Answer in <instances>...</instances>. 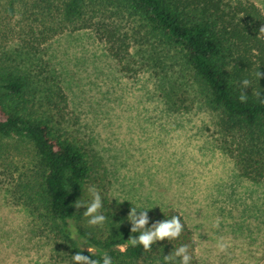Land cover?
Returning <instances> with one entry per match:
<instances>
[{
	"label": "trees",
	"instance_id": "trees-1",
	"mask_svg": "<svg viewBox=\"0 0 264 264\" xmlns=\"http://www.w3.org/2000/svg\"><path fill=\"white\" fill-rule=\"evenodd\" d=\"M104 8L101 10V8ZM121 11L138 16L163 51L179 48L190 72L188 84L179 83L164 69L165 57L149 56V67L160 69L161 98L172 111L187 109L195 92L215 114L220 147L238 175L252 183L264 181V14L250 0H0V159L16 166L6 190L42 228L51 253L71 263L77 252L112 264H164V256L188 245L190 264H196V241L182 215L173 208L155 209L110 199L109 187L100 184L106 217L91 226L77 209L76 195L85 179L97 175L85 142L70 128L71 108L63 80L48 58L45 45L66 30H90L119 65L130 57L128 38L104 19ZM71 27V28H70ZM124 67V66H123ZM127 67V66H125ZM170 75V76H168ZM179 79V78H178ZM250 84L242 88L241 82ZM244 91L248 99L241 102ZM190 107V106H189ZM71 117V118H70ZM99 162V161H98ZM100 164V162H99ZM134 208L147 211L146 228L173 216L184 225L176 239H164L145 251L128 245ZM124 247L125 250L121 251ZM88 248L91 252L88 251Z\"/></svg>",
	"mask_w": 264,
	"mask_h": 264
},
{
	"label": "rangeland",
	"instance_id": "rangeland-1",
	"mask_svg": "<svg viewBox=\"0 0 264 264\" xmlns=\"http://www.w3.org/2000/svg\"><path fill=\"white\" fill-rule=\"evenodd\" d=\"M250 1L264 14V0ZM108 11L95 21L104 19L128 38L124 65L90 30H66L45 45L69 97L70 128L94 156L91 164L99 165L94 178L104 175L111 200L177 210L193 232L196 264H264V181L238 175L221 150L215 114L195 92L187 109L172 111L163 102L166 70L190 85L180 49L163 51L132 12ZM156 53L165 57L163 72L146 64ZM15 175L16 166L0 159V264H71L53 257L42 228L6 197ZM101 182L85 179L76 199L90 203L89 188L100 193ZM221 239L229 245L225 252L217 249Z\"/></svg>",
	"mask_w": 264,
	"mask_h": 264
},
{
	"label": "clouds",
	"instance_id": "clouds-1",
	"mask_svg": "<svg viewBox=\"0 0 264 264\" xmlns=\"http://www.w3.org/2000/svg\"><path fill=\"white\" fill-rule=\"evenodd\" d=\"M259 35H264V26L259 29ZM256 76L261 79L264 78V72L258 71ZM250 84V81L244 79L241 82L242 88H247ZM255 96L260 100V103L264 104V95H261L260 92H256ZM248 99L247 94L244 91L241 92L239 96V100L243 103ZM89 192L92 196V200L90 203H81L80 200H77L75 203V207L79 209L80 207H85L86 211H84L83 215L88 217V224L91 226L102 225L106 217L103 214H99L98 210L102 207L101 196L95 189V187L89 188ZM128 220L131 222V232H139L138 236H130L128 241V245L132 247H136L138 245H142L145 251H149L151 249V245L156 241H162L164 239H176L180 236L184 225L181 223V219L179 216H173L171 219H166L164 221H158L154 223L151 228H146L145 226L148 223V215L147 211H139V215H137L136 209L132 208L128 214ZM213 227H219V220L213 224ZM229 245L221 239L217 242V249L219 252H225ZM188 245H182L167 256H164V264H190L192 257L188 252ZM125 248L122 247L121 251H124ZM83 249L81 250V252ZM88 251L91 250L88 248ZM81 252H77L72 256L73 264H101V260L91 259L89 256H85L81 254ZM102 264H112V259L107 254H105L102 258Z\"/></svg>",
	"mask_w": 264,
	"mask_h": 264
}]
</instances>
